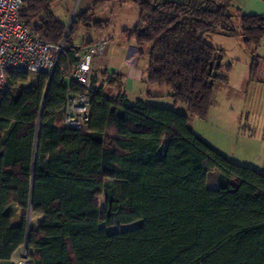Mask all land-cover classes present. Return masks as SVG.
<instances>
[{"label":"trees","instance_id":"obj_1","mask_svg":"<svg viewBox=\"0 0 264 264\" xmlns=\"http://www.w3.org/2000/svg\"><path fill=\"white\" fill-rule=\"evenodd\" d=\"M129 1L140 20L128 36L151 46L147 84L167 87L175 109L206 119L231 65L216 69L222 51L205 34L241 38L256 52L264 15H244L232 0ZM98 5L74 19L66 39L50 0H26L20 11L27 25L41 21L36 31L47 41L65 44L52 75L39 74L26 90L30 75L10 73L0 99L1 264H17L12 257L26 243L30 264H264V173L196 135L188 115L128 101L122 75L106 71V85L94 75L85 127L66 125L70 92H86L66 83L76 33L108 26L95 19ZM259 70L254 59L251 80ZM215 170L219 188L211 189ZM13 206L23 212L17 225ZM30 213L43 217L34 230Z\"/></svg>","mask_w":264,"mask_h":264},{"label":"rangeland","instance_id":"obj_2","mask_svg":"<svg viewBox=\"0 0 264 264\" xmlns=\"http://www.w3.org/2000/svg\"><path fill=\"white\" fill-rule=\"evenodd\" d=\"M99 7L100 5L96 8L97 14L95 9V19L106 21L107 28L99 32L80 29L76 33L75 39L77 46L82 45L84 40L89 41L100 38L106 42L104 54L93 61L92 69L97 77V87L103 84L106 85L108 81L109 77L103 76L104 72L121 74L123 78L122 90L126 93L128 101L131 99L136 102L141 99L150 106L171 109L186 114L190 118L191 129L196 135L202 137L213 146L222 148L224 151L231 153V151L238 150L242 139L239 137L237 128H232V123L228 122L229 113L233 111L236 113L246 105L251 106L253 110L261 107L262 114H264V85H258L256 89H253L252 85L250 86L251 89H249L248 85L253 59L252 50H248L239 38L225 36L222 33L205 34V41L222 51L221 63L223 65L231 63V69L229 72V87H226L227 89H219L221 87L214 89L216 105L210 109L207 118L202 119L189 114L185 105H179L175 109L174 101L170 97L171 91L167 87L147 84L151 46L147 44L140 47L134 37L128 36V32L133 31L139 24V8L132 2H113ZM72 22L69 20L65 21L66 27L71 26ZM259 52H261L260 49L256 53L259 54ZM37 78V75H31L29 82L20 85V87L26 90L29 89L33 83H36ZM66 83L68 84V81ZM219 84L220 82L217 83V86ZM119 92L120 90L116 86L110 91L114 96H118ZM149 95L155 98H149ZM229 96L233 99L229 98ZM167 142L166 140L164 143L167 144ZM262 143L263 140L261 139L259 141L261 145L260 157L264 156V143L263 145ZM100 204L103 206V198L100 199ZM31 219L30 221H32L33 225L38 221V217L35 215ZM42 219L43 217L41 216L38 223H41ZM139 225H141V222L122 227H109L107 231L114 233ZM32 254L33 252L24 246L17 253V264H30Z\"/></svg>","mask_w":264,"mask_h":264},{"label":"built area","instance_id":"obj_3","mask_svg":"<svg viewBox=\"0 0 264 264\" xmlns=\"http://www.w3.org/2000/svg\"><path fill=\"white\" fill-rule=\"evenodd\" d=\"M26 0H0V99L8 92L10 73L52 75L64 51L65 39L60 45L47 41L36 29L41 21L25 24L19 17ZM106 42L102 39L86 47L74 49L75 66L67 76L68 83H76L85 93L70 92L65 123L73 129H82L88 120L89 92L93 88L95 58L104 54Z\"/></svg>","mask_w":264,"mask_h":264},{"label":"crops","instance_id":"obj_4","mask_svg":"<svg viewBox=\"0 0 264 264\" xmlns=\"http://www.w3.org/2000/svg\"><path fill=\"white\" fill-rule=\"evenodd\" d=\"M170 1H182V0H170ZM232 1L241 10V12L244 15H264V3L261 0H232ZM50 2L54 16L60 22L65 24V21L69 20L72 22L76 17L92 9L94 5L97 3L100 5V7H102L105 4H110L113 2L125 3L130 1L129 0H50ZM96 14H97V9H96ZM97 20L103 21L102 19H97ZM259 49L261 52H259L258 54L256 52L259 51ZM257 51L252 52L253 53L252 62L254 59H258L260 61V70L257 79L254 81L250 79V72H249V77H248L249 89H251L250 88L251 85L253 86V89H256L258 85L261 86L264 85V73H263L264 40ZM221 65L223 67H227L228 65H231V63L225 65L221 63ZM229 83H230V79L227 83L220 82L219 86H217L216 83L215 89L218 87H221L219 89L229 87L230 85ZM229 98L233 99L231 96H229ZM130 102H134V100L130 99ZM215 105L216 103H214V106ZM228 122H230V124L232 123L231 125L232 128L235 127L237 128L239 137L240 139H242L241 140L242 142H240L239 145V149L231 151L230 153L228 151H224L222 148L216 147L215 145L214 146L222 153H224L231 161L244 166L254 168L264 173V156L260 157L259 155V151H261V145L259 144V141H261L262 139L264 143V114H262L261 107L257 110H253L251 106L245 105L242 109H239L238 112L235 113L233 111L229 113ZM233 124L235 125L233 126ZM211 178L212 180L210 181ZM207 186L211 189L219 188V172L217 170L213 171L208 175ZM12 208H13L12 214L14 217L13 222L14 225H17L21 222L23 212L17 206H13ZM34 215L38 217V221L34 225L31 223L32 221H30L29 224L30 230L36 229L40 224L38 222L42 215L30 213L29 214L30 220H32L31 218ZM20 249H18V251H16V253L12 257V261L14 263H17V253L20 251Z\"/></svg>","mask_w":264,"mask_h":264},{"label":"water","instance_id":"obj_5","mask_svg":"<svg viewBox=\"0 0 264 264\" xmlns=\"http://www.w3.org/2000/svg\"><path fill=\"white\" fill-rule=\"evenodd\" d=\"M221 60H222V56H219L218 61H217V63H216V69L220 66V64H221ZM27 244H28V243H26V247H27Z\"/></svg>","mask_w":264,"mask_h":264}]
</instances>
